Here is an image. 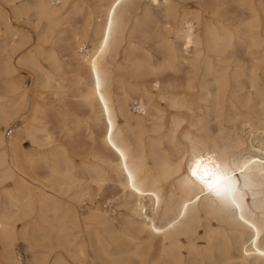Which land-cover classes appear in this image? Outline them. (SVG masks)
<instances>
[{
    "label": "bare ground",
    "instance_id": "bare-ground-1",
    "mask_svg": "<svg viewBox=\"0 0 264 264\" xmlns=\"http://www.w3.org/2000/svg\"><path fill=\"white\" fill-rule=\"evenodd\" d=\"M105 1L103 20L94 25L91 12H84L83 4L71 0H31L12 8L15 18L33 11L37 22L45 27L38 35L45 42L53 35H57L56 42L61 41L65 31L82 20L83 29H73L71 39L77 68L87 74V80H77L78 98L102 130L97 135L99 151L88 154L94 165L85 160L82 163L87 168L83 177L75 180L71 174L74 161L62 153H52L42 158L48 171L41 179L44 183L37 187L34 176L38 163L34 157L22 161V173L8 159L9 154L14 157L23 151L22 133L15 130L6 141L0 130V185L11 183L2 189L0 264H23L15 252L14 224L30 217L33 204L38 206V214L33 222L23 225L20 235H43L47 228L53 243L43 245L44 239H34L30 248L39 245L50 252L58 249L67 256L66 260L56 254L51 264H264V0H196L194 10L186 0H145L144 5V0ZM0 21L5 26V38L0 43V123L6 126L21 110L27 91L10 63L17 33L11 31L1 8ZM153 22L160 26L155 33L161 55L157 63L150 59L148 51L132 56L137 49L134 44L122 52L127 34H140L144 40ZM92 31L94 40L89 38ZM24 40L23 36L19 42ZM238 48L243 49L249 64L229 77L224 66L230 57L226 53L233 56ZM121 52L123 59L118 63ZM181 71L188 78L184 86L187 92L180 97L171 93V82L175 80L173 74ZM198 75L200 89L193 95ZM48 80L46 76L38 85L45 88L50 84ZM162 87L165 93H161ZM152 89L160 93L159 100L169 109L179 111L181 117L183 113L189 115L184 141L176 139L183 121L179 114L171 116L165 134L146 138L148 131L157 134L167 127L165 112L153 100ZM242 90L245 93L241 99L237 94ZM143 96L147 105L142 102ZM202 109L205 117L214 115L216 127L206 126L199 116ZM49 110L40 111L35 103L28 121H23V127H28L23 136L33 145L37 144L38 133L45 134L46 144L51 140L48 117H53L64 132H71L60 107ZM236 120L247 126L241 128H247L250 136L258 134L257 139L254 134L256 145L251 142L247 146L237 127H224V123ZM81 123L77 120L76 127ZM201 123L204 127H197ZM93 134L90 138L96 142ZM165 141L173 145L171 154L156 150ZM193 152H203L214 159L227 157L241 167L252 161L248 168L236 173L243 193L242 202L238 201L240 209L225 205L193 182L188 169ZM246 182L248 188L244 187ZM81 183L85 188L75 191L71 202L62 204L59 196ZM109 184L118 192L101 201L99 195ZM84 198L90 201V207L77 210L73 202L80 203ZM50 203L53 217L47 223L44 211ZM115 203L127 211L125 217L114 219L107 213H115ZM47 258L46 253L33 256L30 264H48Z\"/></svg>",
    "mask_w": 264,
    "mask_h": 264
},
{
    "label": "rangeland",
    "instance_id": "rangeland-1",
    "mask_svg": "<svg viewBox=\"0 0 264 264\" xmlns=\"http://www.w3.org/2000/svg\"><path fill=\"white\" fill-rule=\"evenodd\" d=\"M29 2H31V0H25V1L24 0H22V1L21 0H14L15 4L13 3V5L12 4L8 5L6 3H3L2 0H0V8H1L8 24H10V26H11L10 27L11 31L14 30V32L17 33L15 35V37H17V39L14 40V42H15L14 50L11 49V51H10V56H11L10 57V63L12 64V66L14 65L13 67L15 68V70H17L16 75L20 77L21 83L23 84V86L26 88V91H27V95H26L27 100L22 105V108L19 111V113L16 116H14L13 118H11L8 121V124L6 126L0 123V130L5 133L4 137H5L6 141H9V139L14 136L15 130H19L22 133V140L21 141H22L23 151L14 155V157H16V159H14L12 154L11 155L9 154L8 159H9V162H13V164L16 166L17 171L19 173H22V170L25 166L23 164V162L28 158L34 157L38 163L36 166L37 176H34V182H35L34 187H37L38 185L44 183L43 180H41V179L46 176L47 171H48V169H46V167H45L47 165L44 164L42 158H43V156H49L52 153H57V154L62 153L66 157H68L70 160L75 162V163L74 162L72 163L73 169L71 170L72 177L75 180L80 178V177H83L85 175L84 171H85V169H87L82 164L83 161L85 160L90 165H94V162L91 160V157L88 156V154L92 153V152L94 153L96 150L99 151L100 144H99V136H97V135H100L102 127H101V124H99V122L97 123V121L95 120V116L93 115L92 112H90L89 108L87 106H84L81 103L80 99L78 98V95H79L78 91L80 88L77 85V80L79 77L87 80V76H86L87 74H86V71L84 69L79 70L77 68V63L75 62V60L73 59V56H72L73 50H74V45H73L71 39H72L73 29L76 28L79 31L83 29V24H81L82 20L81 19L78 20L75 28H73L69 31L68 30L65 31L66 36L63 37L61 39V41H59L61 44H59V42H56L57 35H53L52 39L47 41V42L40 41L39 36L42 32H44L45 27H44L43 23L37 22V19L34 16L33 11L30 10V11L23 12L19 18H15L13 13H12L13 6H19V5L21 6V5L27 4ZM79 2H80V4H83L84 12H87V13L91 12L90 18H92V25L103 20V17H102L103 12L105 10V6L107 5V2L105 0H71V3H77L78 4ZM186 2L188 3V7L190 9H192V10L196 9L195 8L196 0H186ZM145 3H146V1L144 0L142 2V5H144ZM57 6H60V5L58 4ZM236 12L239 13V11H236ZM23 16H25V17H23ZM0 22L2 23V24L0 23V43H1V40H3L5 38L2 34L5 30V26H4V23L2 21H0ZM4 22H6V21H4ZM150 26H151V29L149 28L150 34H148L146 36V38L144 39L145 41L142 40V38H140L141 37L140 34H134V35H132V37H129L127 34L126 42L124 43V45L122 47V52L125 49H129V47L132 44H134V46L137 45L136 46L137 49L134 51L132 56L142 54L143 50L146 52L148 51L147 53H149L150 59L153 62L155 61L157 63V61L160 60L161 55H160V48H159V44H158L159 40L155 39V33L159 31L160 26L158 24H156V22H153V24H150ZM23 36L26 38V41L24 40V42L21 43L19 41ZM89 36H90L89 37L90 40H94L93 31L89 34ZM69 37H70V39H69ZM19 43H21V45ZM35 47L37 50L35 49ZM152 48H153V50H152ZM154 50H155V52H154ZM122 52L119 54V56L117 58L118 63H121V61L123 59ZM157 52H158L159 56H158ZM48 53H49V55H48ZM52 55H53V57H51ZM45 56H47V57H45ZM226 56H228V57L230 56L228 58V60L226 61L227 63L226 62L224 63V66L227 65L226 67H227V73L229 74V77H231V75L234 71L240 70V69H245L248 67L249 63H247L248 60L245 57V54H244V51L242 48L236 49L233 56L230 55V52L228 51L226 53ZM242 56L244 57V59L241 58ZM44 59L45 60L48 59L49 61L48 60L45 61ZM240 60L244 61L243 65H242ZM245 61H246V63H245ZM238 62H240L241 64ZM234 66H235V68H234ZM46 76L49 77L48 81L50 82V84L45 88L40 87L38 85L40 80L43 82V80H45ZM173 76H174L173 78L175 80H172L174 82H171L173 87H174L171 90V93L173 92L174 94L180 95V97H181V96H183L184 93L187 92L186 89L184 88V86H185V82L187 81L188 76L186 75V73L184 71L173 74ZM182 78H183V80H182ZM63 80H65V81H63ZM241 80H242V82H245L244 78H241ZM200 81H201V79H200L199 75L194 78V90L191 91V93L193 92L192 93L193 95L196 94L198 92V90L200 89V87H199ZM74 84H76L77 86ZM75 90H77V91L75 92ZM166 91L167 90L165 87L161 88V93H165ZM72 92H74V93H72ZM178 92H179V94H178ZM113 93H114V95H117V91L115 89H114ZM244 93H245V90H242V91L238 92L237 95H239L240 98L242 99V97L244 96L243 95ZM159 94L160 93L158 91H156L155 89L151 90V95L153 97V100L155 102H157L165 112L164 122H165V125L167 127H162V130L157 134H151L148 131L146 133V138L165 134L166 130L169 128L168 125H169V120H170L171 116L179 114V111L169 109L167 107V105H165V103H162V101H160L158 98ZM137 101H140V100H137ZM197 101L198 100H196L195 102H197ZM142 102L145 103L146 105L148 103L147 99L144 96H143ZM35 103L38 105V108L40 111H43L44 109L49 110L51 107L59 106L61 112L64 113V119L66 120V125L68 126L69 129H71L70 134L64 132L63 129L61 127H59V124L57 125V123L54 121L53 117L52 118L48 117L46 119L48 121V124L46 126H47L48 131L50 133H52L51 134V140L49 141L50 144L45 143L46 139H45L44 133H41L43 135H41L40 133H38L36 135V139H37L36 145L31 144L30 141L27 140L25 136H23L26 128H28V127H23V121H25V120L28 121L30 111H31V107L33 105H35ZM198 104L202 105V106L204 105L200 101H198ZM131 105L132 104H130V107H131ZM197 106L198 105L195 104V110H196ZM131 110H133V108ZM50 111L51 110H49L48 113H51ZM203 111H204V113H203ZM182 115L183 116L181 117L179 114V117L182 118L183 121L180 123V125L176 131V139L180 140V141H184L185 133L187 132V130H189V128H188L189 115L185 114V113H183ZM199 116L201 118H203V121L205 122L206 126H208L210 128L216 127V120H215L214 115L212 113H209L208 117H205V110L202 109V111H200ZM212 118H213V120H212ZM77 120L82 121V123L80 124L79 127H76V124H75V122ZM118 121L120 124H122V120L120 118L118 119ZM239 125H241L240 128L241 127H247V126L242 125L240 120L224 123V127H237L236 128L237 132L246 141L247 146H249L251 144V142L253 145H256L257 144L256 139L258 137V134L254 132L250 136L249 130H247V128H246V131H245V128L240 129ZM197 127H204V124L201 123ZM146 128H147V130H149L150 127H146ZM9 130H12V133H11L10 137H7L6 133ZM91 133L92 134L94 133L93 134L94 136L96 135V142L98 141L97 144L94 140H92V138H90ZM246 134H247V136H246ZM254 134H255L256 139L254 138ZM133 136H134V132L131 134V137H133ZM251 138H252V140H251ZM44 144H46V145L43 146ZM172 149H173V145L171 143H168L167 141L163 142L160 146L156 147L157 151L161 150V152H164L165 150H167L169 152V154L172 153ZM72 151L74 152V154ZM245 156H247V155H245ZM100 166H103V165L100 164ZM107 170L110 171V168H107ZM30 176H33V175L31 174ZM9 186H11V183L6 184V185H0V189H1L0 190V207L1 208H2V205L4 203L3 196H2V189H3V187H9ZM84 188H85V186L81 183V186H78V188H76V189H72L70 192H68L64 196H59V199L61 198L62 204H67V203L71 202V197L73 196L75 191L81 192ZM117 192L118 191L116 190V186L109 184L103 188L102 193L99 195V199L101 201L104 200L105 198L109 199L111 196L117 194ZM100 200L97 201L96 203L99 204L101 202ZM73 203L76 205L77 210H79V208L86 210V208L90 207V201L88 199H85V198L82 199L80 201V203H77V202H73ZM115 204H113V209L115 210V213H112V212L111 213L107 212V213L114 219L117 218L118 216H121L122 218L125 217V215L127 214V211L124 210L123 208H121L120 206H118L120 203L119 204L115 203ZM36 206H37L36 204L32 205V207H33L32 213L30 214L29 218H27L23 221H15L14 226H15V229L17 232L16 237H15L16 241H15V245H14V247L16 249L15 252L17 253V255L22 257L23 264H30V261L32 260L33 256H40V254H42V253H46V255L48 256V258H47L48 264L52 263L54 256L56 254H61V256L67 260V256L60 253L61 251L58 249H55L53 251L51 250L52 252H50V251H48L47 248L41 247L39 245L35 246L34 248H30V242L33 241L34 239L38 240V241L40 239H44L43 245L51 244V242L53 240L51 238L52 234L48 231L47 228H46L45 232H42L43 235L38 234V233H31V232L27 233V235L25 237H22L20 235V231L22 230L23 225L33 222L34 219L36 218V215L38 214V206H37V208H36ZM52 210H53V206L50 203L46 207V210L44 211L45 215L48 217L47 223L52 222V217H53V211ZM62 210L63 209L59 210V214H61ZM79 212H80V214L81 213L83 214V211H81V209ZM45 226L47 227V225H45ZM40 236H45V238H40ZM120 244H122V242ZM214 256L216 257V254H214ZM84 264H90V262L86 261ZM102 264H108V263L103 262Z\"/></svg>",
    "mask_w": 264,
    "mask_h": 264
},
{
    "label": "snow or ice",
    "instance_id": "snow-or-ice-1",
    "mask_svg": "<svg viewBox=\"0 0 264 264\" xmlns=\"http://www.w3.org/2000/svg\"><path fill=\"white\" fill-rule=\"evenodd\" d=\"M250 163L252 161L244 163L241 167L239 163H233L227 157L217 156L214 159L205 156L203 152H193L188 169L193 182L201 186V191L207 192L229 207L240 209L241 203L238 201L242 202L243 193L238 187L236 173L238 170L244 171ZM244 187H249L247 182Z\"/></svg>",
    "mask_w": 264,
    "mask_h": 264
},
{
    "label": "built area",
    "instance_id": "built-area-1",
    "mask_svg": "<svg viewBox=\"0 0 264 264\" xmlns=\"http://www.w3.org/2000/svg\"><path fill=\"white\" fill-rule=\"evenodd\" d=\"M11 133H12V130L7 131L6 133L7 137H10Z\"/></svg>",
    "mask_w": 264,
    "mask_h": 264
}]
</instances>
